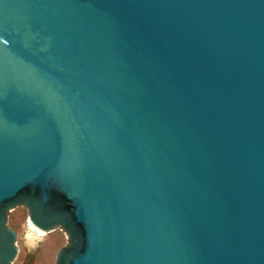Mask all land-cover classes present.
I'll list each match as a JSON object with an SVG mask.
<instances>
[{
    "label": "water",
    "instance_id": "1",
    "mask_svg": "<svg viewBox=\"0 0 264 264\" xmlns=\"http://www.w3.org/2000/svg\"><path fill=\"white\" fill-rule=\"evenodd\" d=\"M56 264H264V0H0L8 214Z\"/></svg>",
    "mask_w": 264,
    "mask_h": 264
},
{
    "label": "rangeland",
    "instance_id": "2",
    "mask_svg": "<svg viewBox=\"0 0 264 264\" xmlns=\"http://www.w3.org/2000/svg\"><path fill=\"white\" fill-rule=\"evenodd\" d=\"M7 222L17 239L18 256L12 264H56V254L63 248L58 229L38 236L24 207L11 211Z\"/></svg>",
    "mask_w": 264,
    "mask_h": 264
},
{
    "label": "bare ground",
    "instance_id": "3",
    "mask_svg": "<svg viewBox=\"0 0 264 264\" xmlns=\"http://www.w3.org/2000/svg\"><path fill=\"white\" fill-rule=\"evenodd\" d=\"M29 223H30V222H29ZM30 227L33 228V230L35 229V231L39 234V235L37 234L38 236H40V235L42 236V235H43V232L37 230V229H36L31 223H30ZM33 232H34V231H33ZM44 235H45V234H44Z\"/></svg>",
    "mask_w": 264,
    "mask_h": 264
}]
</instances>
